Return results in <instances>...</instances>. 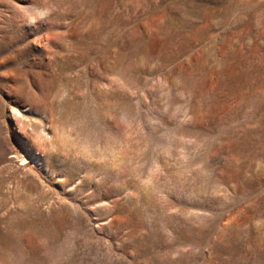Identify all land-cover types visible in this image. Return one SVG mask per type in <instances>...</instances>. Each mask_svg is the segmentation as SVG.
Instances as JSON below:
<instances>
[{
  "label": "rangeland",
  "instance_id": "obj_1",
  "mask_svg": "<svg viewBox=\"0 0 264 264\" xmlns=\"http://www.w3.org/2000/svg\"><path fill=\"white\" fill-rule=\"evenodd\" d=\"M0 264H264V0H0Z\"/></svg>",
  "mask_w": 264,
  "mask_h": 264
}]
</instances>
